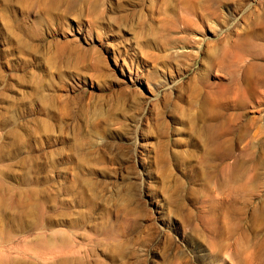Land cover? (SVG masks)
<instances>
[{
	"label": "rangeland",
	"instance_id": "obj_1",
	"mask_svg": "<svg viewBox=\"0 0 264 264\" xmlns=\"http://www.w3.org/2000/svg\"><path fill=\"white\" fill-rule=\"evenodd\" d=\"M0 264H264V0H0Z\"/></svg>",
	"mask_w": 264,
	"mask_h": 264
},
{
	"label": "bare ground",
	"instance_id": "obj_2",
	"mask_svg": "<svg viewBox=\"0 0 264 264\" xmlns=\"http://www.w3.org/2000/svg\"><path fill=\"white\" fill-rule=\"evenodd\" d=\"M126 60V59H125ZM124 60V63H126V61ZM116 62H117V58H116ZM129 69H130V67H129Z\"/></svg>",
	"mask_w": 264,
	"mask_h": 264
}]
</instances>
